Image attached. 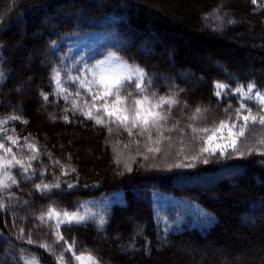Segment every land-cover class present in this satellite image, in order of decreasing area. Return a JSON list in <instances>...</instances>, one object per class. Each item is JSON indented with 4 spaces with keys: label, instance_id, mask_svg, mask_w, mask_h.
Masks as SVG:
<instances>
[{
    "label": "trees",
    "instance_id": "obj_1",
    "mask_svg": "<svg viewBox=\"0 0 264 264\" xmlns=\"http://www.w3.org/2000/svg\"><path fill=\"white\" fill-rule=\"evenodd\" d=\"M61 5L66 14H57ZM215 11L224 20L208 27L206 16ZM19 43L24 47L14 48ZM86 52L95 53L93 59L115 52L139 65L152 81L148 89L162 79L175 82L178 104L171 114L181 120L179 129H208L193 137L203 135L198 144L205 146L220 130L229 133L221 121L243 123L236 120L239 96L217 97L215 82L231 89L254 83L264 91V0H0V156L31 165L27 173L19 165L10 168L17 183L6 181L10 187L0 189V264H25L33 257L38 264H57L74 240L77 254L91 251L102 264H264V156H237L229 148L221 158L219 151L200 150L197 170L180 177L193 187L136 163L127 170L116 159L106 126L70 107L51 79L58 69L64 84L71 61ZM248 106L259 114L258 106ZM32 144L35 160L29 159ZM221 162L237 173L207 185L203 178ZM57 182L60 189L46 193L35 188ZM155 188L188 196L214 221L203 229L165 227ZM118 191L123 199L110 204L102 227L95 220L61 226L67 243H56L55 218L48 221L51 228L38 219L49 205L72 212ZM64 255L67 260L72 253Z\"/></svg>",
    "mask_w": 264,
    "mask_h": 264
},
{
    "label": "snow or ice",
    "instance_id": "obj_2",
    "mask_svg": "<svg viewBox=\"0 0 264 264\" xmlns=\"http://www.w3.org/2000/svg\"><path fill=\"white\" fill-rule=\"evenodd\" d=\"M255 3V0H253ZM57 42L53 41L52 44L55 45ZM84 74L83 76H67L68 80L79 83V87L83 88L89 95L92 97V103L89 108V111L83 112V109H78L82 111L88 119H95L96 124L103 125L105 120L99 116H94L91 109L97 108L103 109L104 114L109 117L110 121L113 123H118L119 126H122L129 135H133L132 129L140 128V134L143 135L144 132H149L155 128L160 129L161 123L166 122L171 114V108L174 104L177 103L174 97H160L159 102L152 104L150 101L156 98V93L152 92L150 94H145L148 91V86L152 83L150 79H146L147 73L144 68L130 63L125 60L122 56L117 55L115 52H109L103 59L97 60L94 64L85 65L84 70H80ZM89 76L91 77L89 79ZM4 73L0 71V79H3ZM52 81L56 84L57 92H67V89L62 87L63 81L61 79V71L58 69L52 70ZM215 87L217 91L214 93L217 97L223 95L234 93L239 96V107L235 109L236 120H242V124H238L236 121H233L230 125L225 122H220V127H228L229 133L227 142L224 144H216L215 147H204L201 149L202 152H210L215 154L219 151L221 158H227V150L232 149L238 156H244L246 153L239 150L238 141L241 138H246L250 134V130L255 128L257 125L264 128V91H261L256 87L254 83H249L246 86L238 85L235 89H231L228 85L220 82H215ZM45 100L49 99L47 93H41ZM77 96L80 95L79 91L76 93ZM134 95H140L142 98H137L132 100L131 106H126L130 98ZM114 97V99H109ZM96 101H102L103 103L97 106ZM249 103L253 106L259 107V114H253L252 108L249 107ZM168 106V112L163 111V106ZM74 108L77 105H73ZM231 107V105H229ZM201 109L197 108L196 113H200ZM247 114H244V113ZM114 118V120L112 119ZM13 119H18V117H13ZM131 124V128L128 125ZM238 128V131H232V129ZM3 131V129H0ZM111 131V128H109ZM195 131V129L193 130ZM202 132H207L208 129H201ZM149 139L151 135L149 134ZM213 139L212 136H209L207 140L204 141L205 144H208ZM221 139H225L221 137ZM8 140H11L13 144H16L17 141L12 137H8ZM260 147H248L247 152L251 153L253 151L259 152L264 155V138H260L257 141ZM0 148H3V144H0ZM29 148L32 150L33 155L29 157L31 160L37 159V150L34 144L29 145ZM12 150L5 149V152L10 153ZM153 151V149H149ZM155 151H159L156 149ZM205 163L208 161L205 160ZM58 163V162H57ZM19 165L23 168V172H28V167H31L29 164L28 167H24L20 159H16L13 155L12 159L9 160L4 156H0V189H6L10 187V184L6 181H10L11 184H16V178L8 171L10 168ZM130 170V169H129ZM74 171V170H73ZM67 174V173H64ZM31 179V177H28ZM61 185L59 182L55 184H37L35 188L37 191L46 193L52 189H60ZM69 189L75 187L73 184H68ZM5 207L4 204H0V209ZM80 208H84V205H80L76 211L69 212L67 210H58L57 205H49L46 212H42L38 217L41 224L48 225V221L55 218V229L57 230L54 235L56 236V243L59 244L61 241L67 243L63 235L59 234V229L62 225L72 226V225H82L85 222H88L92 219L93 214L89 209H85L83 214L79 211ZM47 218V219H46ZM99 226H103L106 221L104 217H100ZM50 228L51 225H48ZM23 229L21 232L23 233ZM28 243H33L31 239V234H28ZM41 247L49 248L50 246L42 244ZM76 247L75 240L72 244H69L67 248L64 249V252L57 258V264H71V260H75L77 264H102L101 260L92 254L91 251L85 250L77 254L74 251ZM71 252V258H65L64 253ZM38 257L30 258L25 261V264H38Z\"/></svg>",
    "mask_w": 264,
    "mask_h": 264
},
{
    "label": "rangeland",
    "instance_id": "obj_3",
    "mask_svg": "<svg viewBox=\"0 0 264 264\" xmlns=\"http://www.w3.org/2000/svg\"><path fill=\"white\" fill-rule=\"evenodd\" d=\"M97 1L100 2V0ZM57 11V14L60 15L67 13V10L63 11L62 5L58 7ZM42 12L46 14L45 10ZM206 19L207 26L214 27V23L222 22L224 17L221 11H215L209 13L206 16ZM94 40L97 39L94 38ZM146 40L147 39H143L140 49L143 48ZM93 43L94 41L91 42V44ZM18 47L23 48L24 45L19 43L15 45L14 48ZM94 54L91 56V53L86 52L82 57L78 55L73 62L71 61L70 67L66 71L67 76H83L84 73L80 70H84L86 64L91 65L97 60L104 58L93 59ZM178 75L180 76V74ZM168 76L169 75L167 74H163V77L165 78ZM189 77L191 78V76H188V78ZM90 78L91 77L89 76V79ZM62 87L67 89V92L62 93V95L65 96L68 103L71 104L70 107L74 108L73 105H77V109H83V112L89 111L92 103V97L83 88L79 87L78 81L73 82L66 78ZM77 91L80 93L79 96L76 95ZM152 92L157 94L156 98L150 101L152 104L158 103L160 97H174L176 101L178 99L177 84L171 80L162 79L159 85L153 89H148L145 94H150ZM137 98H142V96L134 95L129 99L126 106L130 107L132 100ZM109 99H114V97ZM96 103L99 107V105L103 102L96 101ZM177 104L178 102L172 106L171 112L173 108H176ZM91 111L94 116H99L105 120V124L103 125L108 129V139L111 143V148L115 153L116 159L119 160L127 170L131 169L136 163V165L147 167L149 169H156L166 175H172L171 178H174L173 175H175L177 178L172 180L174 182L173 184L179 183L185 187H193L189 182L180 179V177L183 178L182 173L189 175L191 172L197 170L195 168L196 162H198L196 157L201 148L208 147L207 144L205 146L198 144V142H203V135L198 136V139L193 138L194 135L201 134L200 130L193 131V129H187L185 126L184 129L186 128V130L179 129L178 125L180 124L178 123V120L180 119L176 116L175 120L172 114H170L168 120L161 123L159 130L153 128L150 130V133L144 132V134L141 135V129L135 128L132 129L133 135L130 136L128 131H126L122 126H119L118 123L111 122L109 117L104 114L102 108L99 109V111L97 108H92ZM163 111L168 112L167 105L163 106ZM112 119L114 120V118ZM183 123L184 122L182 121L181 125ZM128 127L131 128V124H129ZM109 128H111V131H109ZM149 134L151 135V139H149ZM211 136L213 137L210 141L212 144L211 147H215L216 144H224L227 142L226 138L228 137V131L220 130L217 135L214 134ZM221 137H224L225 139H221ZM260 138H264V128L257 125L255 128L250 130V134L246 138H241L238 141L239 150L248 154V147H260L257 143ZM149 149H153V151H149ZM156 149H159V151H155ZM256 153L262 155L259 152ZM227 166V162H221L216 168L209 169V172L213 175L205 176L203 178L204 182L206 181L207 185H211L214 183L213 180L215 177L218 180L237 173L231 168H226ZM153 198L155 208L157 207L160 210L159 220L163 221L165 223V227L167 228L178 229L184 226H197L200 229H203V227L210 225L214 221L212 214H209L208 211L199 206L196 202L192 201L188 196H175L173 193L161 191L155 188L153 189ZM220 198L221 195L216 197L215 203H221L222 201H220ZM122 199L123 195L121 191L116 193L113 192L109 195H103L84 202L82 204L84 205V208H80L79 211L83 214L85 209H89L93 214V217L90 220L98 222L101 216L105 219L107 209L113 201H120ZM168 214H172L174 219L168 221L166 219Z\"/></svg>",
    "mask_w": 264,
    "mask_h": 264
}]
</instances>
